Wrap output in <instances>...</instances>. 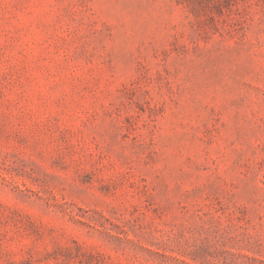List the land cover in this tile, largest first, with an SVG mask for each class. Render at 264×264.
Listing matches in <instances>:
<instances>
[{"label": "rangeland", "instance_id": "1", "mask_svg": "<svg viewBox=\"0 0 264 264\" xmlns=\"http://www.w3.org/2000/svg\"><path fill=\"white\" fill-rule=\"evenodd\" d=\"M0 264H264V0H0Z\"/></svg>", "mask_w": 264, "mask_h": 264}]
</instances>
